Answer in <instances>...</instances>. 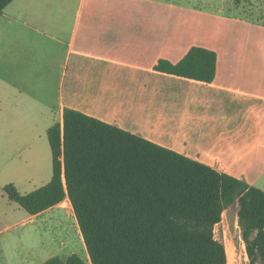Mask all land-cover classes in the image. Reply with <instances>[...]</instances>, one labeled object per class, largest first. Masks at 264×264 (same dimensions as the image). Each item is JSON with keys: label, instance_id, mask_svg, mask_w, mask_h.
Listing matches in <instances>:
<instances>
[{"label": "crops", "instance_id": "obj_1", "mask_svg": "<svg viewBox=\"0 0 264 264\" xmlns=\"http://www.w3.org/2000/svg\"><path fill=\"white\" fill-rule=\"evenodd\" d=\"M192 3L7 4L0 12V167L29 182L35 162L51 165L47 130L72 108L264 190V20ZM232 6L239 9L235 0ZM193 46L216 54L211 83L154 70ZM65 200L28 216L54 208L70 216L60 207Z\"/></svg>", "mask_w": 264, "mask_h": 264}, {"label": "trees", "instance_id": "obj_2", "mask_svg": "<svg viewBox=\"0 0 264 264\" xmlns=\"http://www.w3.org/2000/svg\"><path fill=\"white\" fill-rule=\"evenodd\" d=\"M11 1L0 0V12ZM153 68L211 83L216 54L193 46ZM47 140L49 181L27 193L13 183L3 190L31 215L67 198L88 261L71 253L41 264H227L214 226L234 203L250 264L264 263L263 189L72 108Z\"/></svg>", "mask_w": 264, "mask_h": 264}, {"label": "rangeland", "instance_id": "obj_3", "mask_svg": "<svg viewBox=\"0 0 264 264\" xmlns=\"http://www.w3.org/2000/svg\"><path fill=\"white\" fill-rule=\"evenodd\" d=\"M182 1L205 6L212 12L238 10L252 19L264 20V0H235L239 9L232 6L234 0ZM33 169L36 176L21 183L20 176H14L11 169L0 167V264H41L52 256L66 258L71 253L87 262L88 254L67 199L60 207L69 210L70 216H65V212L57 208L42 215L28 216L31 214L8 199L3 190L5 184L13 183L20 193L30 192L41 186L46 175L51 173L50 161L42 158L34 163ZM237 209V203H234L223 211L221 221L214 226V235L225 245L227 264H250L238 225Z\"/></svg>", "mask_w": 264, "mask_h": 264}, {"label": "bare ground", "instance_id": "obj_4", "mask_svg": "<svg viewBox=\"0 0 264 264\" xmlns=\"http://www.w3.org/2000/svg\"><path fill=\"white\" fill-rule=\"evenodd\" d=\"M232 250V249H231ZM232 254L234 253L233 251L231 252ZM237 263V262H236Z\"/></svg>", "mask_w": 264, "mask_h": 264}, {"label": "water", "instance_id": "obj_5", "mask_svg": "<svg viewBox=\"0 0 264 264\" xmlns=\"http://www.w3.org/2000/svg\"><path fill=\"white\" fill-rule=\"evenodd\" d=\"M260 264H264V263H260Z\"/></svg>", "mask_w": 264, "mask_h": 264}]
</instances>
